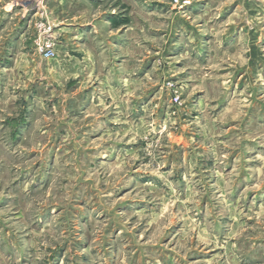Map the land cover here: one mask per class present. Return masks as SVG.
<instances>
[{
  "label": "rangeland",
  "instance_id": "obj_1",
  "mask_svg": "<svg viewBox=\"0 0 264 264\" xmlns=\"http://www.w3.org/2000/svg\"><path fill=\"white\" fill-rule=\"evenodd\" d=\"M134 1L123 90L52 65L53 0H0V264H264V0Z\"/></svg>",
  "mask_w": 264,
  "mask_h": 264
},
{
  "label": "crops",
  "instance_id": "obj_2",
  "mask_svg": "<svg viewBox=\"0 0 264 264\" xmlns=\"http://www.w3.org/2000/svg\"><path fill=\"white\" fill-rule=\"evenodd\" d=\"M53 1L55 6L52 7L60 13L56 20L60 39L58 55L62 64L54 61L52 65L56 66L60 73H64L65 78L79 75L80 80H101L99 83L102 85L112 82L111 87L115 89L127 90L129 84L132 88L135 82L133 62L135 48L131 35L134 27L131 11L136 4L135 1L122 0L121 12L116 11L117 4L111 5L110 9L101 8L103 0ZM22 33L23 30L9 34L3 39L4 45L5 43L13 45L21 38ZM232 36L235 37L231 33L226 35V44L234 41V39L231 41ZM258 36L261 40V35ZM253 37L254 39H250L243 35V42L247 40L250 43L248 50H245L247 51L245 56L249 58V67L247 64L244 74L252 71L256 78L258 69H261L262 55L257 49V34ZM236 40L242 41L240 32L236 35ZM7 49L3 46V51H0L1 59L8 57ZM102 66L107 68V72H100L99 67ZM0 68L4 69L5 66ZM238 70L241 69L236 68L234 72Z\"/></svg>",
  "mask_w": 264,
  "mask_h": 264
},
{
  "label": "built area",
  "instance_id": "obj_3",
  "mask_svg": "<svg viewBox=\"0 0 264 264\" xmlns=\"http://www.w3.org/2000/svg\"><path fill=\"white\" fill-rule=\"evenodd\" d=\"M42 39H38L36 42V49L44 58H53L55 56L53 44H52V36H51V27H46L43 32ZM174 100H177V97H174Z\"/></svg>",
  "mask_w": 264,
  "mask_h": 264
}]
</instances>
